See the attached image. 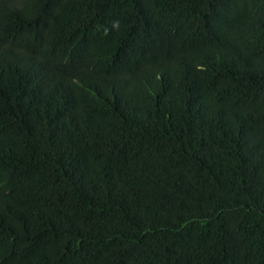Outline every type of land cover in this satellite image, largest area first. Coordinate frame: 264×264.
Listing matches in <instances>:
<instances>
[{
	"label": "trees",
	"instance_id": "obj_1",
	"mask_svg": "<svg viewBox=\"0 0 264 264\" xmlns=\"http://www.w3.org/2000/svg\"><path fill=\"white\" fill-rule=\"evenodd\" d=\"M0 264H264V0H0Z\"/></svg>",
	"mask_w": 264,
	"mask_h": 264
}]
</instances>
